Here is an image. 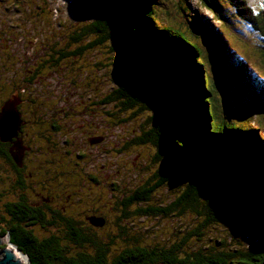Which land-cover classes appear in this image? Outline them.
<instances>
[{"label":"trees","instance_id":"16d2710c","mask_svg":"<svg viewBox=\"0 0 264 264\" xmlns=\"http://www.w3.org/2000/svg\"><path fill=\"white\" fill-rule=\"evenodd\" d=\"M168 1L83 0L77 9L82 16L80 20L87 23L69 36L74 46L72 55L81 56L88 47L106 45L107 52L112 55L110 59L125 63L122 72L114 78L120 87L108 96L106 103L124 98L123 109L137 105L138 111L140 104H147L142 106L155 110L149 117L150 130L145 137H141L142 133L136 137L159 145V157L163 162L160 184L164 185L161 178L166 182L173 179L174 174L170 179L166 175L171 166L184 170L191 178L186 182L181 213L187 209L195 212L199 225L187 234L186 240L197 234V240L202 241L204 229L222 220L247 233L261 235L262 240L256 248L230 242L225 245L226 249L220 250L202 245L201 249L185 254L183 259H179L180 250L176 245L175 250L153 249L150 257L146 253L135 257L127 248L112 264H148L159 260L164 261L163 264H264V134L255 122H242L234 117L244 108L245 114L251 111L244 95L229 100L230 106L225 107V111L219 108V89L228 82L221 78L219 83L213 74L215 68L208 65L207 59L211 63V56L199 43L200 34L197 33L196 25L201 16L190 8L189 0H179L176 8L181 13H187L189 8L194 14L191 18L166 23L159 14L162 7L171 18L177 14H172ZM203 2L222 24L226 25L234 11L264 37V11L261 18L257 17L246 0ZM160 5L163 6L160 8ZM82 9L87 10L83 12ZM204 26L210 34H216L207 41V46L213 41V49L217 51L215 67H219L218 60L225 76L227 70L249 84V93L264 104V75L251 77L255 68H249L247 59L228 47L218 28L212 33L209 21L204 22ZM86 40L89 44L84 43ZM260 51L264 58V46ZM213 178L215 180L210 182ZM227 189L230 192L219 197ZM141 198L129 194L122 201L129 205ZM159 211L155 209L154 213ZM10 216L13 219L10 241L31 264H109L108 249L98 242L95 229L90 236L81 234L73 242L78 246L88 243L87 247L94 249L69 254L67 248H62L59 238H41L35 234V224L44 225L42 216H37V220L20 212H12ZM67 225L75 226L70 221Z\"/></svg>","mask_w":264,"mask_h":264},{"label":"flooded vegetation","instance_id":"af4514ba","mask_svg":"<svg viewBox=\"0 0 264 264\" xmlns=\"http://www.w3.org/2000/svg\"><path fill=\"white\" fill-rule=\"evenodd\" d=\"M13 1L10 6L6 4L8 0H0V110L17 92L21 122L16 137L5 142L0 140V157L4 159L7 180V186L0 191V198L5 199L3 212L9 217L12 212L25 213L35 220L42 216L44 226L58 227V232L52 231L50 236L59 238L60 244L63 239L76 242L74 238L81 234L90 236L94 229H103L109 219L118 224L119 217L114 215L118 209L123 208L124 214L128 215V208L133 203L128 205L118 197L113 202V196H110L109 208L103 204L107 200V190L120 187L117 184L120 182H114L123 178L119 173L139 170L140 183L128 190L132 197H142L140 203L163 186L158 181L163 163L159 157L161 149L148 140L158 149L145 157L142 153L146 151L139 144L147 140L126 136L117 142L115 132L110 133L107 129L104 117H101V123H92L93 117H98L97 109L92 105L101 104L105 113L106 99L111 94L107 95L103 89L101 97L93 103L84 106L79 98L74 102L73 94L67 88L79 78L67 82L63 77H52L62 59L73 58L74 46L68 42L56 44L52 49V45L42 44L36 37L27 40L22 21L28 13L17 5V0ZM6 77H11L12 85ZM15 78L19 82L16 83ZM151 124L150 118H145L140 125L141 137H145ZM134 153L137 155L133 157ZM142 173L145 176L141 180ZM114 176L117 178L112 181L110 177ZM182 198L183 193L172 201L166 200L163 206L150 205L139 208L138 212L154 213L155 209L164 214L174 210L181 212L184 208ZM71 206L75 207L70 209ZM76 214L78 218L74 217ZM0 220L10 225V220L4 216H0ZM68 220L75 226L69 227ZM10 229L9 226L5 231ZM181 244L182 241H178L173 246L176 245L179 251ZM62 248L68 249L66 245ZM149 248L152 247L144 245L131 247L128 251L135 257L143 253L150 257L153 249ZM163 248L166 247H154V250ZM160 263L164 261L160 260Z\"/></svg>","mask_w":264,"mask_h":264},{"label":"rangeland","instance_id":"374dc122","mask_svg":"<svg viewBox=\"0 0 264 264\" xmlns=\"http://www.w3.org/2000/svg\"><path fill=\"white\" fill-rule=\"evenodd\" d=\"M17 1V5L28 13L25 16V20L22 21V31L26 35L25 38L30 40L31 38L36 37L40 42H42V44L52 45V49H54V45L56 44L64 45L68 42L71 43L69 36L72 31H77L87 23V21L85 22L80 20L82 16H80L77 9L83 0ZM246 1L253 9L254 14L261 18V13L264 11V8L261 7V3H264V0ZM14 2L15 1L13 0H8V3L6 4L12 6ZM168 2H170L172 5H170L171 10L173 11L172 14H177L171 18L169 14L166 13V10H164L165 7H162L164 4L160 5V8L162 7L161 11L159 12L160 17L162 20L166 21V23H174L178 20L191 18L190 15L194 14L193 11L189 10V8L187 13H181V11L176 8L179 0H169ZM189 3L190 8L192 7L195 14H197L198 17L201 16V20L197 21L196 26L197 33L200 34L199 43L211 56V63L207 59L208 65L211 64L215 68L216 72L213 74L216 76V79L219 81V83L221 82V78L228 82L226 86L224 85L223 88L220 87L219 89V108H221L222 111H225V107L229 108L230 106L228 105L231 103H229V100L234 101L237 98V95H244L245 98L249 100L251 111L245 114L244 111H246V109L244 108L242 113L240 111L235 114L234 117H236L238 120H242V122H255L256 126H258L261 132L264 134V104H261V100L253 97L249 93V84L246 85L244 81H241V79L238 77L232 76L227 70V76H225V73L223 72L224 68H222V71H220L221 66L223 65L220 64L218 60H216V62L218 64L217 66L219 67H215L214 58H216L217 51L215 53L213 49L214 42H210L209 46H207V41H210L211 36H216V34H210L208 32L209 30L204 26V22L209 21L212 33L216 32V29L218 28L217 31L225 36L228 47L231 50H235V54L240 53L243 55L248 61L249 68H255L251 74V77L253 78L259 74L264 75V58L262 56V51H260L264 46L263 35L261 34L262 36H260L256 30L251 28L252 25L250 23H247L244 19H242L240 14H234L233 10L230 20L226 21V25H224L219 19L214 18L213 12L205 5L203 0H189ZM174 9L178 11H175ZM231 9H233V7ZM86 10L87 9H84L83 12ZM262 15L264 16V14ZM219 27H221V29H219ZM87 37L92 38L94 36ZM88 42L89 41L86 40L84 43L86 44ZM86 49L87 51L84 55L62 59L57 66L58 68L56 67L57 74L55 73L56 75L54 74L52 76L53 79H55L57 76L63 77V81L67 82L73 78H79V81L74 82L75 84H71L67 90L73 94L72 98L75 99L74 102H76L78 100L77 98H79L80 101L83 102L84 106L97 101L103 94V89H105V93L107 95L113 94L114 90L119 89L120 83L115 81L114 78L117 74L122 72L125 64L123 60L117 62L114 59H110L112 55L107 52L108 47L106 45H96ZM10 80L11 77H6V81L11 83L9 85H12V80ZM15 80L16 83L19 82L17 81L18 79L15 78ZM45 80L46 79H44V81ZM2 85L6 87L4 83ZM77 93H79V96ZM255 99L258 100L259 103L258 101L256 102ZM123 101L124 98H114V100L106 103L105 113L101 104L92 105L93 108L96 107V115H98V117H93L91 120L93 121L92 123H101V117H104V123L107 124V129H109L110 133L115 132V140L117 142L121 141L122 137H133L142 133L140 131V125L145 121V118H149L155 111H153L151 108H148L147 106H142L147 104H140L138 111L136 109L137 105L123 109ZM119 108H122V111L119 110ZM253 110L256 112H252ZM115 113L117 116H115ZM99 115L102 116L99 117ZM85 127L89 128L88 125ZM108 139L110 138L108 137ZM111 142H114V140L112 139ZM139 145H141V147L146 151L145 153H142L145 157L150 156L151 152H157L158 149L157 146L154 148L150 141H141ZM135 153L133 154V157L137 155ZM130 171H123L119 173V176H122L126 179L120 177L119 181H114L117 177H110V179L113 178L112 181L116 183L120 182L117 183L120 187L117 186L115 190L112 188L111 190H107V200L103 201V204L106 206V208H109L110 200H112H108V197L113 196V202L117 200V197L123 200L124 197H126V192L127 194H130L129 190L135 188L137 183H140L138 179L139 170L136 169L135 172ZM186 174L187 173L183 172V174L177 176L175 180L166 182L162 187H159L156 191H154L146 201L134 203L128 208V215L124 214L123 208L118 209L114 213V215L116 214L115 216L119 217L118 224H116L113 219H109L107 225L103 229L96 230L98 233V242L105 246L106 250L108 249L107 260L109 264L114 263V260L119 256L120 252L126 248L148 245L152 247V249H154V247H166L168 250H175L173 245L177 244L178 241H182V244L180 245V251L178 252L179 259H183L187 253L197 251L198 248L201 249L202 245L214 249L217 248L219 250L224 249L223 247H225L228 242L231 244L235 243V245L240 247H257V245L262 240H260V238H262L261 235L259 237L258 234L247 233L245 230L240 229L224 220L211 223V225L205 228L202 241L197 240V234L190 235L188 240H186L187 234L196 229L197 225H199V218L197 214L189 209L182 213L174 210V212L168 214L150 212L144 214L138 212L139 208H145L150 205L163 206L166 200L172 201L173 199L177 198L178 195L181 196L182 193H184L187 189L188 184H186V182L189 183L191 180V178ZM126 175H129L130 177L128 176L127 178ZM144 176L145 175L142 173L141 180L144 178ZM5 177L4 159L0 157V191L2 188L7 186V180ZM46 193H48V191H46ZM4 200V198H0V216H4L6 219H9L10 225H12V217H9L7 213L3 212ZM74 207L75 206H71L70 209ZM74 217L78 218V214H76ZM9 226L0 220V238L5 237V242L3 245H0V248L12 245L15 247V249H17V246L10 241V231H5L6 228H9ZM57 228L58 227L51 225H43L35 226V228L33 227V230L37 236L43 238L45 236H50L52 231L58 232ZM259 240L260 242H258ZM61 244L68 247L69 254H74L79 251L86 252L88 248L87 245H89L87 243V245L84 244L78 246L68 239H63ZM90 247L91 246H89V250L87 251L94 249V247ZM159 261L150 262L148 264H163ZM23 262H25V260H23Z\"/></svg>","mask_w":264,"mask_h":264},{"label":"water","instance_id":"95a60500","mask_svg":"<svg viewBox=\"0 0 264 264\" xmlns=\"http://www.w3.org/2000/svg\"><path fill=\"white\" fill-rule=\"evenodd\" d=\"M19 103V97L17 92L13 93L11 98L8 99L0 110V140L10 141L12 137H16L18 133V129L20 127V115L17 109V105ZM171 166V162L169 163ZM178 168L174 169V167H169L166 170V175L169 177L174 174L173 179L169 181L175 180L177 176L183 174L184 170L179 171ZM173 170L171 174H169ZM186 173V172H185ZM188 175V174H186ZM215 178L210 180V182L214 181ZM223 186V185H221ZM230 192L229 189L226 192L220 193L219 197H225L227 193ZM5 237L0 238V245H3ZM19 251L15 249V251L8 245L0 249V264H22V260L18 258ZM22 253V252H20ZM29 260V259H28ZM31 264L30 260L29 263Z\"/></svg>","mask_w":264,"mask_h":264},{"label":"bare ground","instance_id":"6f19581e","mask_svg":"<svg viewBox=\"0 0 264 264\" xmlns=\"http://www.w3.org/2000/svg\"><path fill=\"white\" fill-rule=\"evenodd\" d=\"M236 6V5H235ZM14 251H15V247H13L12 245L10 246ZM3 248V247H2ZM1 249V248H0ZM19 251V250H18ZM18 258L20 259V260H22V264H28L29 263V258L27 257V256H25L23 253H20V251H19V253H18ZM23 260H25V262H23Z\"/></svg>","mask_w":264,"mask_h":264},{"label":"snow or ice","instance_id":"6c2138e0","mask_svg":"<svg viewBox=\"0 0 264 264\" xmlns=\"http://www.w3.org/2000/svg\"><path fill=\"white\" fill-rule=\"evenodd\" d=\"M261 7L264 8V3H261Z\"/></svg>","mask_w":264,"mask_h":264}]
</instances>
